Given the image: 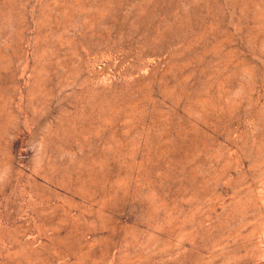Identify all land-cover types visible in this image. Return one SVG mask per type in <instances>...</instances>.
<instances>
[{"label": "rangeland", "instance_id": "374dc122", "mask_svg": "<svg viewBox=\"0 0 264 264\" xmlns=\"http://www.w3.org/2000/svg\"><path fill=\"white\" fill-rule=\"evenodd\" d=\"M0 264H264V0H0Z\"/></svg>", "mask_w": 264, "mask_h": 264}]
</instances>
